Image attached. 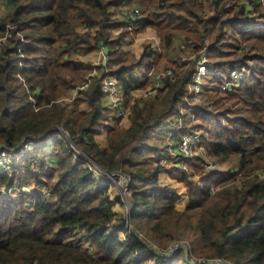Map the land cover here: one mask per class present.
<instances>
[{
    "label": "trees",
    "instance_id": "trees-1",
    "mask_svg": "<svg viewBox=\"0 0 264 264\" xmlns=\"http://www.w3.org/2000/svg\"><path fill=\"white\" fill-rule=\"evenodd\" d=\"M6 3L8 13L0 17V37L8 25H15L25 40L22 60L16 37L0 49V152L21 146L23 150L25 143H35V151L24 158L27 165L19 167L21 171H32V161L39 156L31 155L46 146L53 149L56 160L41 172L34 168L36 175L30 177L33 188L13 190L0 198V264H187L181 253L164 258L152 249L153 244L164 248L186 233L196 256L226 257L234 264H264V180L259 176L264 171V28L255 27L258 18L264 19V2ZM133 3L148 14L131 24L141 30L153 28L160 39L156 49L146 45L139 56L122 48L130 23L116 18L121 14L128 20V13L120 8ZM115 31L120 32L117 38H113ZM175 34L182 36L197 56L204 39H209L207 55L214 65L213 71L208 67L209 75L228 67L248 68L238 87L218 91L206 106L194 108L201 120L196 126L203 133L199 147L214 164L237 157V166L227 171L207 169L198 154L185 161L188 172L177 167L171 173L184 191L160 184V175L167 172L161 160L151 168L138 159L139 152L151 157L160 151L149 143L154 131L167 129L164 133L168 135L187 118L181 111L187 108L184 96L194 70H183V64L169 58ZM101 46L108 50L107 66L89 79L85 90L77 89L86 82L90 63L70 55L86 57ZM163 61L173 77L135 79L137 71L158 68ZM106 70L117 76L125 89L137 84L155 90L133 104L123 102L130 108L126 127L119 126L104 105L101 82ZM218 75L217 85L224 82ZM70 93V102L64 103ZM60 128L69 132L70 139L48 142ZM104 130L106 145L101 146L96 138ZM130 150L138 152V163L127 155ZM145 159L147 163L151 158ZM88 164L104 173L121 169L128 174V201L113 194L112 183L100 178ZM19 168L14 165L12 173H0V186H24L26 180L22 174L18 177ZM212 187L220 189L212 193ZM43 188L50 197L41 195ZM139 233L146 238H140ZM70 235L72 242L65 240Z\"/></svg>",
    "mask_w": 264,
    "mask_h": 264
},
{
    "label": "rangeland",
    "instance_id": "rangeland-1",
    "mask_svg": "<svg viewBox=\"0 0 264 264\" xmlns=\"http://www.w3.org/2000/svg\"><path fill=\"white\" fill-rule=\"evenodd\" d=\"M262 3L264 2V0H260ZM120 10L126 14L128 13V20L126 18V20L124 19V17L120 14L119 16H117V21H122V22H127L128 24L130 23V27H129V31L130 34L128 35L127 38H125L122 41V48L128 52L134 53L136 56H139L142 52L143 49L146 45H151L152 48L156 49L159 44H160V39L158 38L155 30L153 28H147V29H139L137 26H134V24L132 25L131 23H135L138 20H141L142 18H145L146 15L148 14L147 12H145V8H143L142 6L138 5L137 3H133L131 5H123L121 6ZM135 10L139 11V14L135 13ZM5 13H8V6L6 3V0H0V17L4 16ZM264 15V13H263ZM256 16V15H255ZM74 23H77V20L73 21ZM129 26V25H128ZM255 27L259 28V29H263L264 28V19L260 20L259 18L256 21V25ZM251 28H253V25L249 28H247L246 30L249 31ZM119 31H115L113 32V38H117L119 35ZM24 36V35H23ZM14 38V36L12 37ZM25 39V38H24ZM242 43V41H239ZM244 45V44H243ZM172 49L169 50L168 52V56L170 59L177 61L180 64H183L184 66L182 67L183 70H191L193 68L194 71H196V61L197 58L199 57V55L197 56V53L192 49V47L187 46L184 43L183 37L175 34L173 37V42H172ZM70 57L74 60H82L86 63H90V68H91V72L88 73L85 77L86 81L89 79H92L94 76L100 74L101 67L96 65L97 62V57H98V52L95 51L94 53H91L90 55L86 56V57H79L75 54H71ZM212 68V71L214 70V65L212 64V62L210 61V59H208ZM189 62H194V66H191L192 63ZM251 64V63H250ZM155 67V66H154ZM157 67H155L156 69ZM235 67H228L227 69H222V70H217L216 73H213L211 75L206 74L204 76V80H203V84L199 90V92H194L193 91V87L190 86L189 88L186 89V93L184 96L185 101H187V108L182 109L181 113L182 114H186L185 116L188 118H186V121L184 120L183 122H180L179 125L181 126H185L187 128V131L191 130L194 126H196L197 124H201V120L198 119L199 116V112L194 109L196 106H206L207 103L211 100L214 99L215 97V93L218 91H222L219 89V85H217V78L219 77L218 74H220L221 77H224V81L225 79L228 77L229 78V73L231 71V69H233ZM159 69V71H164L166 69V63L165 61H163V63L160 64V66L157 68ZM146 69L143 68L140 71H137L135 73V79H139L143 74L146 73L145 71ZM248 71V68L246 69ZM109 71L106 70L105 71V75L111 74L108 73ZM21 77V76H20ZM103 77V79H104ZM22 78V77H21ZM20 78V79H21ZM243 80L239 81L240 83ZM191 82V81H190ZM238 82V85L240 84ZM21 83L25 85V81H23L21 79ZM102 84V82H101ZM23 85V86H24ZM26 86V85H25ZM81 86V85H80ZM122 86V85H121ZM150 88V86H149ZM123 86L122 89H120L119 93L120 95H123ZM72 98V93H70L66 99H64V103H68L70 101H67V99ZM130 100L129 98L126 99L125 97V101ZM133 104V103H131ZM104 105L108 106L110 109V104L109 102L105 99L104 97ZM34 107V106H33ZM112 111V109H111ZM113 112V111H112ZM111 112V117H113V113ZM110 117V125L113 124L112 119ZM194 119V120H193ZM129 120L127 119L126 121L122 122V123H118L119 126L121 127H126L128 125ZM178 125V126H179ZM173 130L167 135L166 132L164 133L165 130H163V128L154 131L153 132V136H152V140H150V145L154 146L156 149H159L160 153L158 152V154H155L151 157H147L149 156L148 154L142 152H139L141 154H138V152L136 153H132V151H128V156H134V160L136 162L137 156L139 155L140 157L138 159H141L139 162H142L141 165L144 166H149L151 168H154V166L156 165L157 161L161 160L162 165L165 166L167 172H163L160 175V184L162 185H173L175 187H179L180 191L181 190H186L185 188H183V184L182 183H178L176 178L177 177H173L171 173H175V168L176 167V163L174 162V159H172L171 157V149L172 148H177L178 142H179V136L181 135V132H178L176 129V127H172ZM197 130H199L201 133L202 131L198 128V126L194 127ZM107 131L104 130L102 132L101 135L97 136L96 140L97 142L101 145V146H105L106 145V138H107ZM203 134V133H202ZM49 141V140H48ZM51 141V140H50ZM34 144H30L28 147H25V152H27L29 154V152H34ZM50 146H46L45 149H43L42 151L40 150V152H35L31 155V158L34 157L35 155H38L39 157L36 158V156L34 157V160L32 161L31 164V169L32 171L29 170H20V166H26L27 164L25 163L24 158L28 155L27 153H25L23 156H21L19 153H9V152H5V153H1L0 152V161L4 162L6 160L11 161L12 163H10V166H14L16 165V167L19 168L18 170V177H22L19 176L20 174L23 175V179H25V183L24 186H22L20 188V185L16 184L15 187H13V190H20V192H22V190L25 189H31L34 187L33 182L30 180V177L35 176L36 175V171H34V168H37V171H42V167H46V166H51L52 163H54V160H56L55 154H53V149ZM35 148H40V146H36ZM76 153H81V150L78 148H74ZM163 152V153H162ZM198 153L203 154V156H205V159L207 162L211 163V166L213 165V167L211 169H215L218 168L222 171H227V170H231L233 168H235L237 166V157H232L228 160H225L223 162H216L214 164L213 159L211 157H208L206 152L204 151V149L202 150L200 147L198 148ZM138 154V155H137ZM145 158H151L148 160V162L146 163V159ZM138 163V162H136ZM89 168H94L93 166L95 165H91L88 164ZM188 167V165H187ZM3 164L0 162V173H3L4 169H3ZM9 168V165L6 166L5 170ZM10 170V171H9ZM8 172L9 174L12 173L11 169H9ZM121 170V169H119ZM122 171V170H121ZM123 172V171H122ZM125 173V172H124ZM19 181V180H18ZM34 181V178H33ZM113 188V194L121 196L124 200V202L126 203L128 201L127 197H128V187L126 188H122V187H118L116 186L114 183L112 184ZM135 187H138L139 185L137 183L134 184ZM23 188V189H22ZM1 192H3L4 194L6 193L9 194L7 188H0ZM12 192V191H11ZM10 192V193H11ZM1 198V197H0ZM118 211H120L121 209L119 207H116ZM140 236L144 239L146 238L144 233H139ZM74 239L73 236H68L66 237V241L68 242H72V240ZM172 241H178V242H186L190 244V238H189V233H186L185 235H181L180 237L171 240ZM169 244V243H168ZM181 254H183L181 252ZM184 256V254H183Z\"/></svg>",
    "mask_w": 264,
    "mask_h": 264
},
{
    "label": "built area",
    "instance_id": "built-area-1",
    "mask_svg": "<svg viewBox=\"0 0 264 264\" xmlns=\"http://www.w3.org/2000/svg\"><path fill=\"white\" fill-rule=\"evenodd\" d=\"M136 14H139L138 10H135ZM16 37L18 41L20 42L18 44L17 53L19 54V58L22 60L24 58V55L22 53L21 47L22 43L24 42V36L20 30H18L17 26H11L8 25L6 28L5 34L0 37V49L2 48L3 44H5L9 39H12V37ZM211 44L208 38L204 39V45L202 50L200 51V55L197 58L196 61V71L193 73V77L191 79V82L188 84L187 88L190 86L193 87L194 92H199L204 76L208 74V67H210L209 58L207 55L208 49L210 48ZM98 57L96 65L100 67H106L110 58L108 55V50L106 46H101L100 49L97 50ZM146 73L143 74L139 80H146L151 77H155V79L163 78L166 76L173 77L174 74L171 70H164L156 72V69L154 66L149 68L148 70H145ZM246 68L244 67H235L231 69L229 73V78L227 77L223 83L219 84V89L222 91H231L238 87V82L243 80L245 77ZM20 77V76H19ZM21 78V77H20ZM22 79V78H21ZM23 80V79H22ZM24 81V80H23ZM90 80H87L84 84L79 86L77 89L79 90H85L89 86ZM240 83V82H239ZM101 89L104 93L105 99L109 102L110 107L113 111V118L118 123H122L128 119L130 108L129 106H124L123 102H125L126 99H131V103H133L136 100H139L141 98H147L154 93V89L147 88V89H141L137 87V84H132L130 88L123 90V95H120L119 91L122 89V86L120 84V81L117 76L108 74L104 77L101 84ZM75 95V92H74ZM187 97V96H186ZM188 98V97H187ZM35 107V106H34ZM37 110V109H36ZM194 120V119H193ZM178 132H181V135L179 136V142L177 145V148L171 149V157L174 159V162L176 163V167L181 168L182 170L188 172L189 167H187V163L185 162L188 159L194 158L196 155L201 154L198 153V148L200 146V142L202 140V133L197 130L196 128H192L191 130L187 131V128L180 125L177 128ZM62 138L70 139V134L67 130L64 128H60L58 132L53 133L49 138L48 142H51L53 140H58ZM51 140V141H50ZM30 144H33L32 142H27L23 146L19 147L18 149H14L12 151H1V153L9 152V153H19L21 156H23L25 153V147H28ZM25 152V153H24ZM204 158V167L207 169H211L213 165L211 166L210 162H207L205 159V156L201 154ZM3 164V172H8L10 169V163L11 161H0ZM9 165V168L5 170L6 166ZM92 169V168H91ZM94 172L100 177V178H106L109 182L112 184L114 183L118 187L126 188L131 183V177L122 172L121 170H116L111 173H104L100 168L97 166H94L92 169ZM259 176L261 179L264 180V171L259 173ZM241 177V175H240ZM6 188L5 186H0V188ZM13 187L7 188L9 194ZM220 187H212L211 192L214 193L218 191ZM41 195L43 197H50V193L47 190V188H43L41 190ZM7 194V195H9ZM6 193L4 194L1 192L0 189V197H4ZM139 237L142 238L139 234ZM86 248L91 251L92 248L89 245H86ZM153 251L160 257L164 258H176L179 253H183L185 256V261L187 264H234V262L226 257H202V256H196L191 252V246L186 242H178V241H172L169 244H167L164 248H160L157 245H152Z\"/></svg>",
    "mask_w": 264,
    "mask_h": 264
}]
</instances>
